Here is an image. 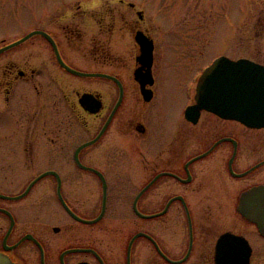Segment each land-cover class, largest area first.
<instances>
[{
    "label": "flooded vegetation",
    "instance_id": "1",
    "mask_svg": "<svg viewBox=\"0 0 264 264\" xmlns=\"http://www.w3.org/2000/svg\"><path fill=\"white\" fill-rule=\"evenodd\" d=\"M114 4L106 11L80 10L77 4L74 10L30 14L12 40L41 30L68 67L98 75H77L61 66L42 34L0 52V195L21 194L46 171H55L61 181L57 188L56 176L48 173L24 196L49 177L52 185L40 194H53L60 207H6L2 201L19 199L0 197V264H216V245L226 232L247 240L248 264L264 259V229L239 209L248 207L240 200L243 192L264 186V126H247L205 109L188 119L185 110L195 103L197 75L181 92L178 65L187 52L181 34L156 29L130 0ZM138 39L151 43L149 70L139 59ZM68 77L81 82V89L73 91L75 103L64 99L66 111L81 125V141L74 145L53 134L54 126L68 127L65 108L54 112L52 99ZM181 93L191 98L183 110ZM52 163L57 165L38 167ZM70 165L81 177L98 180L95 217L104 211L93 223L76 218L93 217L72 204L79 184L67 182L75 172L61 170ZM57 189L68 207L62 206ZM129 191L135 192L131 207L137 220L112 212L119 228L135 231L107 236L113 219L104 220L107 208L115 206L112 196ZM138 194L135 206L146 217L134 210ZM254 207H264L263 194ZM261 213L257 216L264 222ZM139 220L154 229H137ZM176 224L186 231L184 245L180 239H161ZM138 232L144 235L133 239L128 252Z\"/></svg>",
    "mask_w": 264,
    "mask_h": 264
},
{
    "label": "rangeland",
    "instance_id": "2",
    "mask_svg": "<svg viewBox=\"0 0 264 264\" xmlns=\"http://www.w3.org/2000/svg\"><path fill=\"white\" fill-rule=\"evenodd\" d=\"M130 1L134 2L136 8L144 9L150 20L155 23L156 29H165V33L171 34L170 30L175 29L181 34L180 43L187 50V54L183 55L184 57L178 65L177 75L182 87L181 92H184L186 84L187 86L192 85V78L200 73L202 68L208 65V62L219 56H225L230 59L245 57L259 60L264 64V0ZM114 2L115 0H0V47L19 37L22 30L26 27V18L30 14L45 16L46 13L52 11L74 10L77 4L80 10L81 7H86L97 11H106L109 7L115 5ZM40 43L38 41V44ZM2 59L3 55H0V60ZM168 69L169 67L166 66V74H168ZM57 86L60 90H55L52 98L54 100L53 111L56 113L57 110L66 107L65 100L68 102L70 100L71 104L75 103L76 98H74L73 91L81 89V82L68 77L67 81ZM190 99V97L185 99L184 93H181L180 108L182 110ZM64 112L67 115L66 117H68V127L65 131H60L57 126H54L53 134L54 137L58 135L56 139H64L69 141L70 145H74V143L81 141V125H77V120L73 114L66 111V108ZM64 123L66 124V121ZM55 124L56 121L54 120ZM56 165V163L41 164L38 167L40 169L44 166ZM69 168L65 170L61 168L64 172L67 170L75 172L74 175H71L73 180L71 178L67 182L79 184L78 191L76 190L73 193L76 201L72 204L76 207H85L81 208V214L94 218L100 210L101 189L98 180L94 176L87 174L81 177L80 174L76 173L78 171L72 170L71 165ZM51 182L52 179L49 177L45 178L35 186L36 190L30 192L28 196L14 202H0L6 207H28V205L32 207H60L53 194H40V190L43 187L52 185ZM113 187H115L114 184ZM129 192V194L126 193L124 196H112L110 203L115 206L107 208V217L104 220L108 222L113 219L110 220L112 233L107 234V236L123 237L129 232L131 234L132 230L135 231L134 228L131 230L130 227L119 228L118 217L115 218L112 212L115 210L122 217L131 219V216H133L137 220L131 207L135 192ZM137 222V229L145 227L150 230L154 229L151 225L147 226L144 224L143 221L139 220ZM94 227L93 230L97 226ZM84 228L88 229L89 227L84 226ZM182 230L177 227V224L176 226L173 225L166 231L165 235L161 236V239L164 243L180 239L184 245L186 231ZM140 243L141 241H139V245ZM253 264H264V259L257 258Z\"/></svg>",
    "mask_w": 264,
    "mask_h": 264
},
{
    "label": "water",
    "instance_id": "3",
    "mask_svg": "<svg viewBox=\"0 0 264 264\" xmlns=\"http://www.w3.org/2000/svg\"><path fill=\"white\" fill-rule=\"evenodd\" d=\"M33 34H42L53 44L55 53L57 55V60L61 66L65 67L67 70L77 75L88 76L99 74L80 72L68 67L60 58L52 39L41 30L31 31L23 37L1 46L0 52L19 44ZM138 42L141 45L142 52V55L139 57V59L141 60V63H146L145 65L149 70L152 48L151 43L149 42L148 45L141 39H138ZM84 97L85 95H83V98ZM194 99L195 103L189 105L185 110V115L188 119L195 118L200 110L205 109L214 112L220 117L240 121L247 126H264V65L256 63L247 58L233 60L225 56H220L216 58L199 77ZM93 141L94 139L84 143L82 146L89 145ZM80 149L81 145L75 150V157H77V153ZM79 166L81 167L80 163ZM88 169L98 172L92 168ZM48 173L54 174L56 176L58 185L57 188H59L61 181L57 173L55 171H46L31 181L26 190L21 194L12 197L0 195V197L7 199H19L26 195L34 182ZM260 193L264 195V186H256L243 192L241 194L240 200L242 203L245 202L248 204V207H239V209H245V213L247 211V216L250 218V220L257 222L260 229H264V222H261L257 216L258 211L262 212V220L264 221V207H254V205L257 203V198ZM140 194H138L135 198L134 210L140 216L146 217L145 215L139 213L137 207L135 206L136 200ZM57 196L62 206L68 207L61 197L59 189H57ZM103 198H105V193H103ZM103 211L104 207H102L99 215L93 219H84L77 216L76 218L81 219L83 222L93 223L102 216ZM9 217L11 218L10 214ZM140 235L144 234L138 232L130 240L128 252L133 239ZM250 252V246L244 237L229 232L223 233L219 237L216 245V264H248Z\"/></svg>",
    "mask_w": 264,
    "mask_h": 264
}]
</instances>
